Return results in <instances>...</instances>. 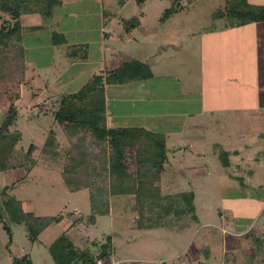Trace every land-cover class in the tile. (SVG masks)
Wrapping results in <instances>:
<instances>
[{
    "label": "rangeland",
    "instance_id": "rangeland-1",
    "mask_svg": "<svg viewBox=\"0 0 264 264\" xmlns=\"http://www.w3.org/2000/svg\"><path fill=\"white\" fill-rule=\"evenodd\" d=\"M251 1L264 5V0ZM225 2L182 0L180 10L164 17L172 0H66L62 10L55 12L58 26L67 40L85 44L89 58L83 65L71 66L65 49L62 54L49 41L53 22L38 14L21 17L28 28L23 35L28 70L19 97L9 92L0 95V122L13 102L18 113L10 130L21 133L16 148L24 152L30 144L36 145L37 164L28 174L22 169L0 172V188L8 187L6 193L35 216H59V220L35 242L27 239L23 223L11 221V244L0 223V264H10L13 256H27L32 264H55L48 247L59 237L70 241L79 254L96 255L112 247V264H264V157L255 154L257 149L243 150L242 159L231 155L229 166H224L218 150L232 148L224 135L236 138L228 123L231 118L221 124V130V125L206 121L209 112L203 110L204 96L224 80L217 64L231 52L242 54L236 41L230 40L234 51L227 50L228 42L216 41L224 35L219 33L224 20L212 15ZM101 4L109 15L106 21L111 22L105 28L110 37H103L106 50L100 45L101 26L95 24ZM84 14L89 15L88 23L79 21ZM133 17L141 20L140 25L122 28L121 22ZM36 25L42 26L30 29ZM212 31L219 32L208 34ZM125 58L148 64L151 76L116 86L114 92L107 87L108 125L164 132L167 147L176 150L167 153L162 191H193L196 220L138 229L137 215L122 198H113L110 214L97 215L93 223L88 190L70 192L60 168L47 165L42 147L50 131L60 149L68 146L62 126L53 117L61 95L76 92L94 72L116 67Z\"/></svg>",
    "mask_w": 264,
    "mask_h": 264
},
{
    "label": "trees",
    "instance_id": "trees-1",
    "mask_svg": "<svg viewBox=\"0 0 264 264\" xmlns=\"http://www.w3.org/2000/svg\"><path fill=\"white\" fill-rule=\"evenodd\" d=\"M181 2L172 0L164 17L180 10ZM62 4L63 0H0V95L9 92L10 96L19 97V88L28 70L23 44L24 31L28 28L22 25L21 17L38 14L47 21ZM212 17L223 19L228 28L264 22V5H254L247 0H226ZM140 23L138 17H133L122 25L129 30ZM56 35L58 33L54 32ZM60 36L59 44L65 43L66 38ZM84 45L66 46L65 55L70 63L87 60ZM150 76L148 64L125 58L116 67L94 72L76 92L62 94L53 111L68 146L65 151L60 149L54 132L50 131L42 147L48 156L47 165L60 168L70 192L88 190L89 220L93 223L97 215L110 214L113 198H122L137 215L138 229H154L180 220L197 219L193 191H162L167 153L176 150L167 147L164 132L143 126L108 127L106 123L105 86L128 84ZM17 113L18 108L12 102L0 122V172L22 169L28 174L37 164L36 145L30 144L24 152L16 148L21 133L10 129ZM218 152L221 163L228 167L230 153L223 149ZM7 188H0V223L9 236V244L12 242L11 221L23 223L27 239L35 242L42 231L59 220V216H35L26 211L20 200L6 193ZM73 246L65 237H59L49 245L54 263L100 264L103 261V264H112V247L91 255L85 251L79 254ZM11 264H32V261L27 256H13Z\"/></svg>",
    "mask_w": 264,
    "mask_h": 264
},
{
    "label": "crops",
    "instance_id": "crops-1",
    "mask_svg": "<svg viewBox=\"0 0 264 264\" xmlns=\"http://www.w3.org/2000/svg\"><path fill=\"white\" fill-rule=\"evenodd\" d=\"M247 1L253 3V1L251 0ZM65 2L66 0H63V4L54 11V14L50 19V22L54 23L53 26L55 28L51 29L49 35L50 43L53 46L60 48L62 54L66 46L82 43L70 42L69 40H67V38L65 37L66 32H63L58 26L59 19L57 21L55 12L61 11L65 5ZM106 11L107 10H105L103 5L101 4L99 6V12H97V15L95 16L97 18V22H95L96 26H101V35H99L101 39L100 45L103 46L105 50L108 49V47H105L107 46V44L105 40H103V37L104 39L110 37L105 28L111 25L110 20L106 21V19H108L109 17V15L106 14ZM85 17H89V15H82L79 18V21L82 22V20H84L86 23H88ZM79 21H77L76 24ZM121 26L122 28H124L122 22ZM261 30H264V22L250 23L234 28H228L223 25V27L219 29L220 32L217 31L220 34H224L216 38L218 44L223 41L228 42V44L226 45L227 50L234 51L235 46H232L230 42V40H233L241 45L239 51L242 52L241 56H235V52H231L230 54H227L225 60L223 59L220 61V63L217 64L218 71L220 67L222 70L220 72V77L224 78L223 83L216 86V88H213L211 94H206L202 99L204 101L203 110L209 112L210 117L206 118V121L210 122L211 124L214 123L218 126L221 124H226L228 122L227 119L231 118L228 123L231 124L233 128L231 132L235 133L233 135H235L236 138L232 139L228 137L227 133L224 134L225 136H227L225 140L231 141L233 143L231 144L232 148H230V150H227L230 153L229 157H231V155H234L239 157V159H242V155L245 154H242L244 152L241 153V151H254L256 149L257 151L255 152V154L259 152L262 153V156L264 157V31ZM54 32L58 33V35L54 36ZM217 32L212 31L208 32V34ZM229 33H233V35H227ZM59 34L63 35L66 38L65 43L59 44V42L62 40ZM127 35L129 36V38H133L129 33H127ZM55 41L56 43H54ZM99 51L101 52V49H99ZM103 55L104 53L101 55L102 58L104 57ZM87 62H89V58H87L85 62H74L69 63V65H83ZM62 74H66V71L61 73L60 76ZM207 75L210 77L215 76L211 73H208ZM217 75H219V73ZM236 78L242 79V82H235ZM121 85L125 84L105 86L106 107L110 106L111 102L107 97V87H110V92H114V88ZM208 85L210 86V84ZM211 85L214 86L215 83H212ZM223 111H225V114L222 115ZM229 112H232V115H230L228 118ZM108 121L109 117L108 115H106L107 125ZM108 127L110 126L108 125ZM220 129L222 130L223 126ZM253 140H259V143L254 146L252 144ZM215 144L217 143H214L212 145L214 146ZM259 162L260 161L257 160L256 163L258 164ZM235 165L239 168L241 166V161H238V163H235Z\"/></svg>",
    "mask_w": 264,
    "mask_h": 264
},
{
    "label": "water",
    "instance_id": "water-1",
    "mask_svg": "<svg viewBox=\"0 0 264 264\" xmlns=\"http://www.w3.org/2000/svg\"><path fill=\"white\" fill-rule=\"evenodd\" d=\"M97 248V247H96Z\"/></svg>",
    "mask_w": 264,
    "mask_h": 264
}]
</instances>
